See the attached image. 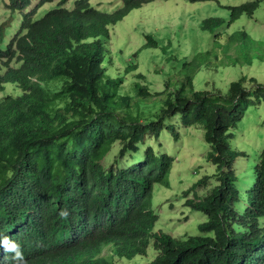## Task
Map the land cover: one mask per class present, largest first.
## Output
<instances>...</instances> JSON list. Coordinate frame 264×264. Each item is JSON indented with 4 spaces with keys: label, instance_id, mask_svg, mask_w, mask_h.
I'll list each match as a JSON object with an SVG mask.
<instances>
[{
    "label": "trees",
    "instance_id": "16d2710c",
    "mask_svg": "<svg viewBox=\"0 0 264 264\" xmlns=\"http://www.w3.org/2000/svg\"><path fill=\"white\" fill-rule=\"evenodd\" d=\"M53 1L43 0L39 8ZM156 1L168 0H120L121 7L108 13L89 0L67 9L63 0L41 18L39 8L24 13L5 46L12 25L0 28V91L7 84L21 91L0 100V219H26L19 243L27 264L264 263V149L252 163L253 173L244 177L235 169L244 153L232 145V131L251 108L264 103V83L248 74L232 82L225 95L196 91V76L205 61L210 66L203 53L184 59L186 75L168 77L163 93L153 94L141 84L147 77L134 61L116 73L120 61L111 48V27ZM182 1L221 5L218 0ZM31 4L11 0L9 8L20 13ZM263 5L264 0L221 5L230 12L228 19L203 20L201 32L215 39L227 35L237 45L236 63L256 70L254 62L263 52L252 58L254 50L264 48L253 47L258 40L247 29L236 28L230 36L228 29ZM145 38L144 50L158 48L152 35ZM224 48L230 51L229 45ZM165 58L176 65L174 58ZM125 72H135V80L127 81ZM126 82L130 92L123 87ZM159 96V105L150 103ZM177 118L186 128H203L211 147L207 162L217 167L215 177L206 176L184 195L194 193L186 206L207 220L199 225V235L187 239L154 232L159 214L151 201L155 184L169 185L174 159L156 152L148 140L159 139L166 129L176 134ZM73 215L86 232L65 239L73 234ZM110 243L118 251L97 258L100 246ZM149 247L153 260H136L152 255ZM0 264H10L6 255Z\"/></svg>",
    "mask_w": 264,
    "mask_h": 264
},
{
    "label": "rangeland",
    "instance_id": "374dc122",
    "mask_svg": "<svg viewBox=\"0 0 264 264\" xmlns=\"http://www.w3.org/2000/svg\"><path fill=\"white\" fill-rule=\"evenodd\" d=\"M5 1L7 2V0ZM62 1L54 0V3L46 5L45 9L55 7ZM75 1L66 0L67 3L64 7L73 9ZM89 1L94 7L108 13H113L121 7L120 0ZM218 1L223 6L239 7L255 0ZM3 2L0 0V25L4 26L7 22L12 25V28L6 33L3 44L5 46L23 14L8 12ZM35 2L36 0H33V3ZM221 5L217 2L190 4L182 0H168L152 2L132 11L123 21L111 27V48L120 61L116 63L114 70L116 73H119V70L125 71L126 69L127 71L130 62L134 61L136 65H139L137 71L147 77L140 81L141 84L149 85L153 94L163 93L167 90L168 77L176 76L181 80L186 75L182 61L186 58H188L186 61H191L196 53H203L206 55L204 60L209 59L210 66L205 67V61L202 71L196 76L194 81L196 91H221L225 95L232 82L238 81L248 74L264 83V49L254 50L255 54L252 58H258L259 52L256 51L263 53L261 52L262 58L256 59L254 62L253 69H257L252 70L247 68L242 61L236 63L239 58L234 51L237 45H231L227 35L215 39V34L201 32L200 24L203 20L210 17L228 19L230 12L222 8ZM259 11L250 19L248 16L242 17L241 21L228 29V35H232L236 28L243 27L253 34L252 38L258 40V43L253 47L259 48L258 46L261 45V48H264L263 44L259 43H264V8ZM149 34L159 42V46L153 50H144L145 37ZM227 44L230 46V51L224 48L228 46ZM152 52L157 53L152 55ZM136 53L138 55L135 57ZM165 57L174 58L176 65L172 63L173 61H170L172 64H169ZM171 68L176 71H171ZM124 75L127 81L135 80V72L130 74L125 72ZM136 80L139 82L138 79ZM130 86L132 85L129 82L123 84L127 92L131 91ZM20 94V89L12 84H7L6 90L0 91V100L8 95L19 96ZM161 101L162 97L159 96L152 98L150 103L159 105ZM175 121L176 134L166 129L159 139L147 140L156 152L167 153L174 159L168 178L169 185L157 184L154 186L152 207L156 212L159 211L160 215L156 229L169 233L173 237L181 238L185 235L196 234L198 225L206 220L201 213L184 207L185 193L205 176L214 175L215 177L217 167L207 162L211 147L205 141L203 128H186L182 125L180 118ZM168 123L172 122L168 121ZM232 133L234 136L233 141L231 140L233 148L244 153L242 158L236 161L239 166L235 169L239 174L241 173L240 176L246 175L249 171L252 174V163L255 161L257 153L264 149V103L251 108L243 122ZM117 151L118 147H116V154ZM248 155L250 159H248ZM126 166L127 164H124L121 168ZM191 197L193 198V196ZM148 249L149 254L152 255H139L136 260L144 259L146 261L144 263L152 261L155 254L152 253V247ZM260 251L264 253V249H260ZM120 263L124 264V261H120Z\"/></svg>",
    "mask_w": 264,
    "mask_h": 264
},
{
    "label": "clouds",
    "instance_id": "9594fccd",
    "mask_svg": "<svg viewBox=\"0 0 264 264\" xmlns=\"http://www.w3.org/2000/svg\"><path fill=\"white\" fill-rule=\"evenodd\" d=\"M3 1H4L3 3L5 5V8L8 10V12L15 13V12L19 11L18 9L17 10H13V9L9 8V6L11 4V0H7V2L5 0H3ZM42 1L43 0H36V2L33 3V0H32L31 6L25 11H22V12L20 11V14L24 15V13H26V12H28V13L34 12L35 10H37V8H39V6L41 5ZM52 3H54V1L51 2V3H46L45 5H42L38 9L37 17L38 18L43 17L47 12L55 9L58 6L57 5L55 7H51L50 9H45L46 5H49V4H52ZM6 24H8L7 27L10 26L9 22H7ZM5 25L4 26L0 25V28L1 27L5 28ZM171 170H172V167H171ZM202 179H200V180H202ZM211 181L214 182V179H212ZM191 188L189 189L190 191H192ZM19 194L21 195L22 193H19ZM191 196H193V198H195L194 197V193H191L188 196V198H185L186 200H185V203H184V207H186L187 209H189L191 211H195V210H193V209H191V208L186 206L187 200L188 199H193ZM243 207H244V205H243ZM157 213L159 214V211H157ZM234 215H235V211H234V214L232 215L233 218L235 217ZM78 218H79V216L73 215V222L71 223V230H72L73 234L71 236H66L67 238H65V239H68L69 237H71V239L74 240L77 237V235H78L77 233L78 232H80V231H82L84 233L86 232L84 224L82 223V221L78 220ZM159 219H160V215H159ZM236 220L237 219H234V223H236ZM206 221L207 220H204L200 224L205 223ZM234 223H232V226H231L232 229H233V224ZM199 225H198V232L196 234H192L190 236L199 235V233H200L199 232ZM27 228L28 227L26 225V219L24 217H22V216L18 215L16 217L8 219V220L0 219V257H4L6 255V259H8L10 261V264H27V261L25 260L23 252H22V249H21V245L19 243V240H22V238H21V234H23L22 232L27 230ZM154 232H156V233L157 232L166 233V232H164L162 230H157L156 229V225H155V228H154ZM166 234L170 235L169 233H166ZM170 236H172V235H170ZM190 236H188V235L186 236L185 235L184 237H181V238H186L187 239V237H190ZM173 238L181 239L179 237H173ZM106 250H108V253H106ZM116 251H118V246L115 243L101 245L100 246V251H99L100 255L97 256V258H108V257L114 255V252H116ZM118 260H119L118 258L115 259V261H118Z\"/></svg>",
    "mask_w": 264,
    "mask_h": 264
}]
</instances>
